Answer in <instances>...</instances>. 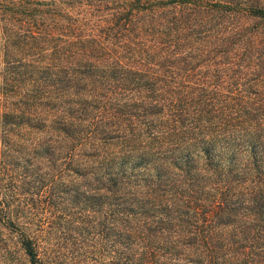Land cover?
<instances>
[{
  "label": "trees",
  "instance_id": "obj_1",
  "mask_svg": "<svg viewBox=\"0 0 264 264\" xmlns=\"http://www.w3.org/2000/svg\"><path fill=\"white\" fill-rule=\"evenodd\" d=\"M0 51L74 264H264V0H0ZM39 214L0 219L61 264Z\"/></svg>",
  "mask_w": 264,
  "mask_h": 264
},
{
  "label": "rangeland",
  "instance_id": "obj_2",
  "mask_svg": "<svg viewBox=\"0 0 264 264\" xmlns=\"http://www.w3.org/2000/svg\"><path fill=\"white\" fill-rule=\"evenodd\" d=\"M6 57L3 51H0V119L3 111V106H8L12 101L10 97L6 98L2 95L1 87L5 86L4 80L7 79L8 72L6 71ZM2 121L0 120V126ZM22 131V130H21ZM17 131L15 135H6L1 133L0 129V162L3 159L11 161L10 172L6 175L0 173V213L2 211L32 213L38 212L39 217L35 224L43 225L44 216L51 215L43 213L41 208V197L45 199L42 189L39 188V183L35 182L38 178H45L44 164L37 170L36 165L30 163L31 148L29 135L25 132ZM43 134H37L41 137ZM35 137V136H33ZM59 186V184H57ZM58 189H56L57 192ZM44 230L40 233L45 239L46 245L53 251L55 257L59 259L61 264H71L70 262H81V254L79 248L73 243H76L74 236H66L62 229H55L50 234L47 224L43 225ZM0 264H31L24 254L16 234L9 230L4 221L0 219Z\"/></svg>",
  "mask_w": 264,
  "mask_h": 264
}]
</instances>
